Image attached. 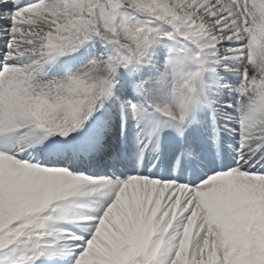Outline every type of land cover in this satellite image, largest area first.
Here are the masks:
<instances>
[{"label":"snow or ice","instance_id":"obj_1","mask_svg":"<svg viewBox=\"0 0 264 264\" xmlns=\"http://www.w3.org/2000/svg\"><path fill=\"white\" fill-rule=\"evenodd\" d=\"M250 60L264 0H0V264H264Z\"/></svg>","mask_w":264,"mask_h":264},{"label":"clouds","instance_id":"obj_2","mask_svg":"<svg viewBox=\"0 0 264 264\" xmlns=\"http://www.w3.org/2000/svg\"><path fill=\"white\" fill-rule=\"evenodd\" d=\"M129 43H135V41H129ZM248 70L252 78L264 79V69L260 67V63L257 60H250L248 62ZM162 108L167 109L169 112L175 114L177 109L174 103H165L161 105Z\"/></svg>","mask_w":264,"mask_h":264}]
</instances>
